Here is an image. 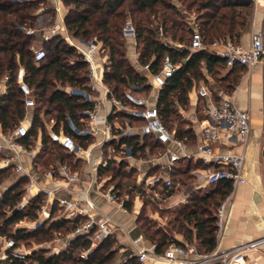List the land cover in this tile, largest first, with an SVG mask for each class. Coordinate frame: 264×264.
Wrapping results in <instances>:
<instances>
[{"label":"built area","instance_id":"obj_1","mask_svg":"<svg viewBox=\"0 0 264 264\" xmlns=\"http://www.w3.org/2000/svg\"><path fill=\"white\" fill-rule=\"evenodd\" d=\"M60 21L63 27L55 22L47 26L19 28L28 35L38 37V41L30 46L35 64L45 57L42 43L55 35H61L68 45L75 48L80 60L86 64V86L83 88L62 85L56 81L55 83L57 90L86 106L78 109L77 121L70 115L66 116L65 123L70 132L64 130L62 122L57 129H53L56 123L53 117L42 118L50 143L64 151L67 157L63 160L54 159L46 169L36 166L33 160L42 148L41 130H38L35 140L29 145L23 140L28 135L31 123V110L35 105L34 91L26 80L25 68L19 66L15 70L14 81L22 97L25 114L10 130H4L0 124V169L10 168L12 173L25 177L26 183L15 205L7 212L26 211L33 199L40 197L41 200L35 211V218L29 221L20 220L16 226L36 229L47 227L55 219L79 218L71 232L53 239L55 245L50 254L60 253L66 249L72 238L81 236L88 241V246L79 250L78 256L86 257L109 237L113 238L118 229L109 214L104 213L93 200L91 191H97L105 202L118 211L129 213L124 199H130L132 195H120L113 185L106 188L103 186L106 175L99 174L98 169L105 168L108 163L116 165L124 162L127 169H136L135 163L145 166L144 171L136 169L138 183L142 182L145 194H152L154 197H166L167 192L174 190L171 170L174 163L182 157L192 158L203 166L202 170L192 172L196 187L214 186L224 182H230L233 187L246 181L243 174L244 153L233 151L232 146H245L251 130V118L248 111L236 107L231 94L219 86L210 88L205 81L197 84L194 82L199 97L206 98L207 107L202 126L194 132L198 138L196 151L188 154L184 151V142L176 138L174 130L162 121L156 104L160 88L179 65L173 64L167 56L163 58L157 72L151 70L149 63L142 64L135 46V28L130 21H126L122 26L121 36L131 48L128 55L131 56L132 66L143 74L145 80L143 85H132L120 95L115 94L104 81L110 60L101 41L96 38L88 41L75 39L68 33L63 18ZM210 46L220 48L215 51ZM189 48L214 51L223 59L226 69L241 67L251 70L264 59V31L253 32L248 46L229 39L215 40L211 45L205 46L202 35L194 29ZM203 74H206L204 70ZM9 79V74H4L0 79V96L7 93ZM142 86L145 89L142 90ZM177 110L183 114L181 106H177ZM220 143L226 144L228 148L217 153L214 147ZM155 149L159 151L155 153ZM22 156L30 158L27 165L22 162ZM84 164L89 167L90 180L87 188L81 191V198L70 200L61 196V190L70 192L68 186L80 180L81 167ZM3 188L4 183H1L0 200L3 197ZM229 204L228 194L215 212L216 233L223 228ZM124 232L129 234L127 230ZM129 241L135 250L128 258L134 257L135 264H243L251 250L264 244V236L228 249L215 247L209 251L199 250L195 242L184 238L171 242L162 250H156L155 244L146 241L143 235H129ZM30 253L31 249L23 243L17 244L12 237L0 236V264L4 260L36 264Z\"/></svg>","mask_w":264,"mask_h":264},{"label":"trees","instance_id":"obj_2","mask_svg":"<svg viewBox=\"0 0 264 264\" xmlns=\"http://www.w3.org/2000/svg\"><path fill=\"white\" fill-rule=\"evenodd\" d=\"M186 10L193 8L195 13L192 23L185 17L181 9L172 0H65L69 5L67 15L63 18L64 26L71 37L88 41L96 38L108 51L110 60L108 71L104 75L105 83L111 91L120 95L132 85H143L145 77L137 71L128 58V44L121 36V29L126 21L135 28V46L142 64L149 63L153 72L160 69L165 56L178 68L160 88L157 97V108L162 121L173 128L176 138L184 143L194 139L189 128L170 127L168 122L178 119L177 106L185 107L188 103L187 92L195 83L205 81L203 70L209 74L218 86L230 93L237 83L239 72L233 67L226 69L223 59L208 49L191 50L190 37L194 29L202 35L205 46L215 40L229 39L239 43L241 31L250 17L249 0H178ZM45 0H27L23 2L0 0V79L9 74L7 93L0 96V124L4 130L14 128L23 118L25 109L22 97L14 81V72L19 66L26 71V80L34 91L35 105L32 111L28 135L23 139L26 145L33 142L40 129L42 148L36 154L35 165L42 169L49 167L54 159H64L66 153L50 143L43 120L53 117L57 129L60 122L64 130L66 116L70 115L77 121L78 109L86 104L78 103L75 98L66 96L57 90L56 83L85 87L87 82L86 64L80 60L75 48L68 45L61 35H55L42 43L45 57L34 63L30 46L38 41L36 35H28L19 26L32 27L38 8L47 7ZM130 17V20L127 17ZM226 69L224 74H220ZM206 82V81H205ZM226 82V85L224 84ZM142 90L145 89L142 86ZM184 123V122H183ZM1 158V155H0ZM134 168L127 169L126 164L108 163L98 173H109L105 179L111 182L120 195H146L142 182H130ZM187 169L181 171L185 179L190 178ZM174 174L173 168L171 176ZM18 176V177H17ZM180 178V177H179ZM179 181V180H178ZM180 182V181H179ZM4 183L3 197L0 200V236L12 237L17 244L23 243L31 249L30 256L36 264H110L115 250L109 237L101 246L94 249L86 257L78 255L79 250L88 246V241L81 236L72 238L66 249L58 254H47L45 250L30 247L31 239L38 242L50 241L53 235L66 236L80 220L59 218L47 227L36 229L18 227L20 220H32L40 205V197L33 199L26 211H11L23 192L26 178L12 173L10 168L0 169V184ZM185 183L184 180L181 182ZM213 190L192 196L178 209V216L184 224H180L178 232L189 242H195L201 251H209L216 246L215 212L220 202L230 193L231 183H218ZM174 190L166 193L173 194ZM128 211L132 210L133 199H124ZM136 221H140L139 218ZM142 233L145 239L155 244L156 250H162L171 242L164 232L146 226ZM62 236V235H61ZM64 237V236H63ZM2 264H22L18 260H4ZM121 264H135L134 257L125 259Z\"/></svg>","mask_w":264,"mask_h":264},{"label":"crops","instance_id":"obj_3","mask_svg":"<svg viewBox=\"0 0 264 264\" xmlns=\"http://www.w3.org/2000/svg\"><path fill=\"white\" fill-rule=\"evenodd\" d=\"M249 2V21L241 31L239 37V44L242 46H248L253 32L264 31V0H249ZM61 18H63V15L59 12L55 22L60 27H63V23L60 21ZM219 48L210 46V49L215 51ZM236 70L239 72V77L229 94L232 95L233 102L237 108L249 112L251 130L245 146H232V149L235 152L244 153L245 164L243 174L246 181L231 188L229 193L230 204L225 213L223 228L220 232L216 233L215 247L217 249H228L264 236V59L251 70H245L244 68ZM222 71L226 72V69ZM204 76L206 84L210 88L218 87L217 82H214L209 74L206 73ZM187 98V105L182 107L184 110L183 114L178 113L183 117L184 126L182 128H189L194 133L199 130V127L203 124L202 121L206 118L205 108L207 107V100L206 98L199 97L194 85L187 92ZM197 142L198 138L194 134L193 140L184 143V151L188 154H194ZM226 148H228L226 144L220 143L214 147V151L218 153L224 151ZM21 160L25 165L30 162V158L27 156H22ZM181 160H186V166L183 168L179 165ZM135 165H137L135 167L139 171L145 170V166L142 164L135 163ZM202 167L199 161L182 157L174 163V174L171 177L178 176L181 178L183 176L181 171L187 169L190 179H192L195 186L192 172L200 171L203 169ZM39 179L42 178L39 176ZM89 180V167L84 164L81 167L80 180L68 186L70 192L61 190L59 194L70 200L80 199L82 196L81 191L87 188ZM206 187L200 186L196 187V189H204ZM91 197L101 210L109 214L111 219L117 224L118 229L113 238L116 245L120 246V253L121 255L124 254L123 258H128L129 254L135 250L129 241V235H143L135 225V217L129 213L124 214L115 209L105 202L104 198L97 191L92 190ZM124 230H127L129 234L126 235ZM243 264H264V244L251 250Z\"/></svg>","mask_w":264,"mask_h":264},{"label":"rangeland","instance_id":"obj_4","mask_svg":"<svg viewBox=\"0 0 264 264\" xmlns=\"http://www.w3.org/2000/svg\"><path fill=\"white\" fill-rule=\"evenodd\" d=\"M45 1V5H47V7L38 8L33 11L36 14L33 25L34 27H38L39 25H51L55 23L56 17L59 12L63 15V18L68 13L69 5L65 4V0ZM172 1L181 9L180 11L182 15L185 16L182 17L185 23L187 19L190 21V23H192V20H194L195 17L193 8L185 11V8L178 0ZM127 19L130 20V17L128 16ZM128 51L130 53V49H128ZM127 56L129 59L131 58V56H129L128 54ZM220 74H224V71H221ZM224 84L226 85V82H224ZM182 118L183 117L178 114V119L168 122L167 125L170 127H182L184 126V121L182 120ZM156 151L158 152L159 150L155 149L154 152L157 153ZM179 165H181L182 168L186 166V160H181ZM188 175L190 176L189 173ZM108 176L109 173H106L105 179ZM138 178L139 176L133 172L130 182L138 183ZM172 180L175 189L173 191V194L170 196L164 197L163 195H161L158 197H154L152 196V194L137 195L135 193H132L133 195L130 196V198L133 199V207L132 210L129 211V214L135 217V225L140 230V232H144V234H146V232L144 231L145 227H140V224L144 222L146 226H149L151 228V230L152 228H155L157 230H160L161 232H164L168 239H185V237L182 235V232H178L179 225L184 224L178 216V209L182 208L185 202H187L186 200H188L192 196L199 194V192H209L214 188L213 186H207L204 189H196V187L193 185L192 179H185L184 176H182L181 178H179L178 176H174L172 177ZM178 180L180 182H178ZM182 180L185 181L184 184L181 183ZM109 185H112V183L106 182L105 180L103 183L104 188L108 187ZM137 218H139L140 221H136ZM61 235L59 237L65 236L63 232ZM56 236L57 235L54 234L52 240L50 241L43 240L41 242H38L35 239H31L30 247H36L39 250H45L47 254H50L52 247L55 245L53 239ZM111 239L113 241L112 248L115 250V253L110 264H121L125 260L123 258L124 254L121 255L119 248L120 246L116 245L115 239ZM75 256L78 255L75 254Z\"/></svg>","mask_w":264,"mask_h":264}]
</instances>
